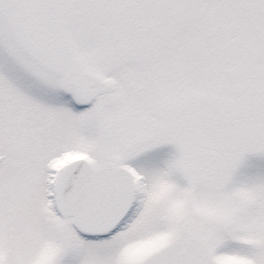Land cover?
I'll list each match as a JSON object with an SVG mask.
<instances>
[{"label":"snow or ice","instance_id":"snow-or-ice-1","mask_svg":"<svg viewBox=\"0 0 264 264\" xmlns=\"http://www.w3.org/2000/svg\"><path fill=\"white\" fill-rule=\"evenodd\" d=\"M0 264H264V0H0Z\"/></svg>","mask_w":264,"mask_h":264}]
</instances>
